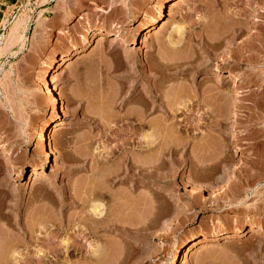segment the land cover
<instances>
[{
    "label": "rangeland",
    "instance_id": "374dc122",
    "mask_svg": "<svg viewBox=\"0 0 264 264\" xmlns=\"http://www.w3.org/2000/svg\"><path fill=\"white\" fill-rule=\"evenodd\" d=\"M160 2L0 0V264H264V0Z\"/></svg>",
    "mask_w": 264,
    "mask_h": 264
},
{
    "label": "bare ground",
    "instance_id": "6f19581e",
    "mask_svg": "<svg viewBox=\"0 0 264 264\" xmlns=\"http://www.w3.org/2000/svg\"><path fill=\"white\" fill-rule=\"evenodd\" d=\"M171 0H161V5H160V7H159V9L156 11V14L152 17V18H150V19H148L146 22H144L143 24H142V26H140V27H138V29H137V35H139L141 32H143V31H145V30H151V29H153L156 25H158L160 22H161V20L163 19V17L165 16V12H166V10H165V8H167V3H169ZM159 4V3H158ZM159 6V5H158ZM157 9V8H156ZM161 25V24H160ZM135 31V30H134ZM134 34V33H133ZM105 35H106V33L103 31V30H101V29H96L95 31H94V33L92 34V37H93V39L92 38H84V40H83V44L82 45H80V46H77V45H74L73 47H72V51H74V52H82L83 51V49H85V48H87L88 46H90L92 43H94V39L95 38H97V37H101L100 38V40H104V39H106L105 38ZM149 35V34H148ZM151 35V36H150ZM149 35V39H151L152 38V35H153V37H155L154 36V33L152 34H150ZM151 37V38H150ZM202 37V36H201ZM200 37V38H201ZM118 38V37H117ZM169 38H170V36H169ZM123 39V38H122ZM121 39V40H122ZM125 39H127V38H125ZM124 39V40H125ZM153 39V38H152ZM97 40V39H96ZM116 40V39H115ZM121 40H119V42L121 41ZM128 40V39H127ZM127 40H125L126 41V43H127ZM172 39H170V43L171 44H173L174 42H172L171 41ZM118 41V40H117ZM117 41L115 42V43H117ZM122 42V41H121ZM130 42V41H129ZM123 43V42H122ZM177 43V42H176ZM176 43H174L175 45H176ZM121 44V43H120ZM94 45V44H93ZM124 45V44H123ZM173 46V45H172ZM63 52V51H62ZM65 52V51H64ZM73 52H65V53H63L62 55H61V58L60 59H58V60H56V62H55V64L56 63H59V64H64V63H66V61H67V58L72 54ZM143 55V54H142ZM171 66V65H170ZM177 66V65H176ZM51 68H53V64L50 66ZM172 67V66H171ZM179 67H181V66H179ZM55 71V70H54ZM230 71H231V69H230ZM232 73H235V72H232ZM51 75V74H50ZM54 75V74H53ZM52 75V76H53ZM228 75H230V74H228ZM232 76H234L233 78L235 79V81L238 79V77L239 76H237L236 74H231ZM50 79V78H49ZM52 79H53V77H52ZM238 80H240V78L238 79ZM46 81V80H45ZM51 81V80H50ZM52 82V81H51ZM46 83V82H45ZM44 83V84H45ZM48 83V82H47ZM53 84V83H52ZM55 84V83H54ZM47 85L45 84V86L44 87H46ZM50 86V85H49ZM48 87V86H47ZM53 87H54V85L52 86V89H53ZM58 87V86H57ZM50 88V87H49ZM55 88V87H54ZM59 88V87H58ZM46 89V88H45ZM48 89V88H47ZM50 90V89H49ZM49 90H47V91H49ZM59 91H60V89H58ZM54 92V91H53ZM58 93V92H57ZM59 93H61V92H59ZM58 93V94H59ZM51 94V93H50ZM51 96V95H50ZM60 96V95H59ZM61 96H62V93H61ZM51 98V97H50ZM52 99V98H51ZM50 99V101L49 102H51L52 100V102H53V105L55 106L56 104H59V100H61V97H57V96H55L54 95V98L51 100ZM154 101V100H153ZM51 105H52V103H50ZM52 105V106H53ZM64 107V106H63ZM53 108H55V107H53ZM61 108V107H60ZM62 109V108H61ZM66 110V109H65ZM65 110H64V108L62 109V116L66 113L65 112ZM58 111V110H57ZM63 112H65L64 114H63ZM67 114V113H66ZM64 115V116H67V115ZM49 116V115H48ZM56 121H58V120H47V121H45L43 124H42V131H41V138H42V142H43V147L41 148V149H43V148H45L44 146H45V143L49 140H47V135H48V132H49V129L52 127V124L53 123H55ZM62 122V121H61ZM65 122V121H64ZM152 125H153V123H152ZM40 126V125H39ZM63 126V125H62ZM155 126V125H154ZM60 127V126H59ZM151 128H152V126H151ZM154 128V127H153ZM155 128L157 129V126H155ZM154 128V129H155ZM38 135H40V133L38 134ZM154 136V135H153ZM153 138V137H152ZM38 140H40L39 138H38ZM150 140V139H149ZM41 141V140H40ZM152 141V140H151ZM41 143V142H40ZM40 143L38 142V144L40 145ZM50 144V143H49ZM42 145V144H41ZM40 147V146H39ZM50 148V147H49ZM52 148V147H51ZM50 148V149H51ZM47 150H49V149H47ZM51 151V150H50ZM2 152V151H1ZM2 153H4V152H2ZM43 153H44V149L42 150V156H43ZM5 154V153H4ZM3 154V155H4ZM52 154V152H46V162L47 161H49V159H50V155ZM1 155V154H0ZM6 156V155H5ZM1 157V156H0ZM6 158H9V157H6ZM52 159V158H51ZM5 160V159H4ZM11 160V159H10ZM9 160V161H10ZM13 162V161H12ZM11 162V163H12ZM10 163V162H9ZM53 164V163H52ZM6 165H7V163H6ZM9 165V164H8ZM11 166H14L13 164L11 165ZM11 166H8V168L9 167H11ZM42 166V165H41ZM40 166V167H41ZM7 168V167H6ZM10 169V168H9ZM14 169H15V167H14ZM33 169V168H32ZM11 170V169H10ZM13 170V169H12ZM36 171V170H35ZM37 172V171H36ZM18 173V172H17ZM20 173V172H19ZM30 173V172H29ZM33 173H34V171H33ZM38 173V172H37ZM21 174V173H20ZM39 175H40V172H39ZM17 176H20V175H17ZM193 185V184H192ZM190 187V186H189ZM196 189L195 190H199L200 188H197V186H194ZM176 206H177V204H176ZM176 208V207H175ZM177 210H179V208H177ZM175 211L176 210H174L173 212L175 213ZM90 212H91V214H92V216H99V213H97V206H95V205H93L92 207H91V209H90ZM169 214H170V212H168ZM170 215H172L173 216V214H170ZM169 215V216H170ZM174 217H175V215H174ZM169 217L167 216V219H168ZM174 219V218H173ZM169 223L170 222H173L172 221V219H169V221H168ZM168 222L165 224L166 226H167V224H168ZM172 225V223L169 225V226H171ZM262 225H264L263 223H262ZM86 227V226H85ZM90 228V227H89ZM89 228H87V229H89ZM262 228H264V227H262L261 225L260 226H256V227H254V226H250V228H249V233L250 232H254L255 234L256 233H262V231H261V229ZM91 229V228H90ZM89 229V230H90ZM93 229V228H92ZM263 230V229H262ZM87 232H88V230H86ZM85 230H83V229H81V234H87V232H86ZM91 232V231H90ZM157 233H159L158 232V230L156 231ZM89 233V232H88ZM242 234H243V232H242ZM253 234V233H252ZM157 236H158V234H156ZM226 236H224V238H230V237H236V235L235 234H232V235H228V234H225ZM162 236V235H161ZM160 236V237H161ZM238 236V235H237ZM253 236H254V234H253ZM213 238H216V237H213ZM199 239H201V238H199ZM194 240V241H191V242H188V243H192V245L193 246H195V245H197V244H199L200 242H204V241H209V238L208 237H205L204 236V238L202 237V239L201 240ZM211 239V238H210ZM164 245V244H163ZM183 247V246H182ZM189 247V246H188ZM67 250L68 251H64L65 252V254L67 253V254H69V255H71V253L72 252H74V251H76V249H74L73 248V250L74 251H69L70 250V246H68L67 247ZM79 250V249H78ZM92 251V250H91ZM90 251V253L88 252L87 254H89V256L92 258V257H100L102 254H100V253H97V250L96 251H93V252H91ZM60 252V251H59ZM78 252V251H77ZM99 252V251H98ZM41 253V252H40ZM60 253H56V255L58 256ZM183 254V253H182ZM88 256V257H89ZM172 256V255H171ZM89 257V258H90ZM173 257V256H172ZM19 259V260H18ZM39 259H42V261L44 260V256H42V255H40L39 256ZM60 259V258H59ZM175 259V258H174ZM173 260V259H172ZM23 260L21 259V258H17L16 260H15V262H17V264H23V262H22ZM39 261H41V260H39ZM41 261V262H42ZM60 261V260H59ZM162 261H164V260H162ZM161 261V262H162ZM165 262V261H164ZM163 262V263H164ZM162 263V264H163ZM169 263V262H168ZM173 263V262H172ZM42 264H43V262H42ZM164 264H166V263H164Z\"/></svg>",
    "mask_w": 264,
    "mask_h": 264
},
{
    "label": "built area",
    "instance_id": "2783aa9c",
    "mask_svg": "<svg viewBox=\"0 0 264 264\" xmlns=\"http://www.w3.org/2000/svg\"><path fill=\"white\" fill-rule=\"evenodd\" d=\"M96 1H100V0H96Z\"/></svg>",
    "mask_w": 264,
    "mask_h": 264
}]
</instances>
